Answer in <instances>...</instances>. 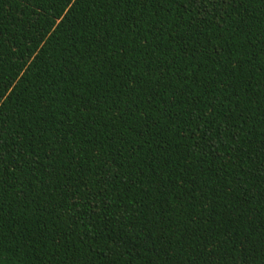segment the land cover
<instances>
[{"label":"trees","instance_id":"obj_1","mask_svg":"<svg viewBox=\"0 0 264 264\" xmlns=\"http://www.w3.org/2000/svg\"><path fill=\"white\" fill-rule=\"evenodd\" d=\"M0 264H264V0H0Z\"/></svg>","mask_w":264,"mask_h":264}]
</instances>
